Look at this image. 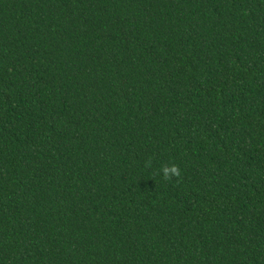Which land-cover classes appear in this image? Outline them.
Segmentation results:
<instances>
[{"label":"trees","instance_id":"16d2710c","mask_svg":"<svg viewBox=\"0 0 264 264\" xmlns=\"http://www.w3.org/2000/svg\"><path fill=\"white\" fill-rule=\"evenodd\" d=\"M0 264H264V0H0Z\"/></svg>","mask_w":264,"mask_h":264},{"label":"clouds","instance_id":"9594fccd","mask_svg":"<svg viewBox=\"0 0 264 264\" xmlns=\"http://www.w3.org/2000/svg\"><path fill=\"white\" fill-rule=\"evenodd\" d=\"M161 173L165 179H171L173 176L179 177L181 170L176 165H172L171 167L165 166L161 169Z\"/></svg>","mask_w":264,"mask_h":264}]
</instances>
